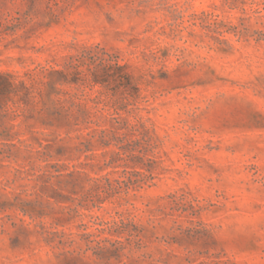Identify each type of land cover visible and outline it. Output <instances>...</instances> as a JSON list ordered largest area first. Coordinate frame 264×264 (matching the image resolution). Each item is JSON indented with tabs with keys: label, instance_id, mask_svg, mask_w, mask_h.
Listing matches in <instances>:
<instances>
[{
	"label": "rangeland",
	"instance_id": "rangeland-1",
	"mask_svg": "<svg viewBox=\"0 0 264 264\" xmlns=\"http://www.w3.org/2000/svg\"><path fill=\"white\" fill-rule=\"evenodd\" d=\"M0 264H264V0H0Z\"/></svg>",
	"mask_w": 264,
	"mask_h": 264
}]
</instances>
